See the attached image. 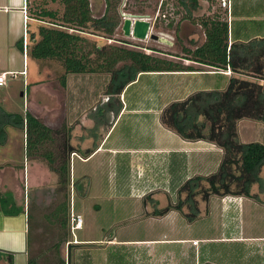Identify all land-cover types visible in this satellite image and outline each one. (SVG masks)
Instances as JSON below:
<instances>
[{
  "label": "rangeland",
  "instance_id": "rangeland-1",
  "mask_svg": "<svg viewBox=\"0 0 264 264\" xmlns=\"http://www.w3.org/2000/svg\"><path fill=\"white\" fill-rule=\"evenodd\" d=\"M198 1L199 8L191 13L180 5L178 0H126L120 7L127 14L149 16L153 20V33L167 38L173 46L150 39L138 41L126 38L119 28L112 39L102 37L95 30H92L94 35L87 37L99 45L113 44L116 47H127L178 61L174 55H183L182 47L194 49L205 42L204 29L200 24L203 17L219 15L229 19V13L222 7V0ZM233 3L235 6L239 3L238 6L241 7L246 5L247 8L252 5L253 14L264 15V0H232V10ZM53 5L51 7L59 9L57 4ZM187 13H190L194 20L184 19ZM249 28L264 29V21L252 23ZM22 38L23 35L20 39ZM117 40H127L131 44L125 46ZM22 41L23 39L15 45L22 59L19 58L16 65L11 64L16 70H20V66L23 67V57L26 54L21 49ZM4 49L6 42L2 40L0 52ZM153 49L160 52L156 53ZM181 63L198 67L203 70L200 72L204 73L216 71L187 63V60ZM40 65L41 68L48 69L49 78L39 89L31 92L28 110L21 96L25 91L24 76L11 77L9 84L0 88V104L7 111L21 115H24L25 111L31 112L39 117L43 124L51 125L52 131L56 132L55 142H49L35 152L32 157L34 160L47 165L48 162L41 154L46 150L59 153L62 141L68 134L71 145L77 150L78 145L87 136V139L91 138V131L95 127L103 124L110 133L103 143L105 150L99 154L88 159L84 157L90 150L85 142L81 146L84 150L82 153L85 154L82 158L73 157L75 152L71 154L73 188L70 189L69 236L66 239L69 242L63 240L66 231L51 217L52 212L64 201L67 190L61 187L59 176L48 169L46 172L51 176L34 187V190L37 188L40 191H33L27 181L19 188L18 183H12L14 181L7 173L3 176L0 172V194H11L13 197L15 195L20 199V203L29 205L30 212L34 214L31 224L30 261L37 259L36 264H58L59 259L68 262V244L72 243L75 245L72 248L73 264H156V252L170 254L176 252L177 248L160 240L184 238L185 234L193 231L192 229V238L199 239L202 235L200 231L206 229L205 222L200 218L191 221L180 212L166 217H144L143 199L146 195L157 193V207L163 208L170 200L177 198L178 190L187 180L201 176L195 175L194 170H203L206 172L203 173L205 176L218 171L224 156L223 150L222 153L215 150L202 155L191 154L188 160H180L173 154L158 152L157 146L162 144L159 140L165 141L164 143L170 141L169 134H162L164 130L158 134V123L163 110L170 103L185 100L195 92L215 90L214 88L220 85L221 77L153 76L154 73H141L122 94H112L118 84L111 85L113 78L110 74H71L67 77V85L64 86V69L60 63L40 61ZM3 66L0 64V67ZM228 72L230 73L231 69ZM105 108L108 112H111L108 108H112L111 114L107 115ZM238 131L241 141L264 142V122L261 120L242 119L238 122ZM7 135L9 146H0V169L15 164L10 157L17 161L21 157V150L22 153L27 151L23 144L25 132L9 128ZM102 135L105 137L106 131ZM74 138L75 141L72 142ZM6 148L9 149V156ZM201 157L203 162L207 161V166L203 165ZM19 162L20 160L16 163ZM184 171L189 175V179L181 185ZM29 179L31 182L32 176ZM76 184L79 185L77 189ZM182 197L185 198L186 195ZM197 198L200 199L201 196ZM155 206L149 209L153 211ZM72 211L84 218L83 228L77 230L74 235L71 232ZM112 235L118 241L114 245H110L111 242L106 240V237ZM96 241L101 243L96 244ZM123 241L130 243L122 246L120 243ZM57 244H60L59 248H56ZM191 246L192 244L184 245L188 248Z\"/></svg>",
  "mask_w": 264,
  "mask_h": 264
},
{
  "label": "trees",
  "instance_id": "trees-1",
  "mask_svg": "<svg viewBox=\"0 0 264 264\" xmlns=\"http://www.w3.org/2000/svg\"><path fill=\"white\" fill-rule=\"evenodd\" d=\"M178 3L190 13L199 8L198 0H178ZM50 4H57L59 9H54ZM107 4L111 6V0ZM27 12L29 18L42 23L36 33L29 35L28 54L37 61L60 63L64 69V86L71 74L106 73L112 75L111 85L118 84L112 94H122L141 73L203 71L181 63L185 60L216 70L231 69L232 76L225 89L195 92L185 100L170 103L161 114L162 125L183 140L206 141L221 148L224 156L218 171L187 180L178 190L177 198L170 200L163 208L157 207V193L146 195L143 199L144 217H164L177 211L194 221L200 216L199 203H207L212 197H248L261 201L252 192V186L261 180L264 144L243 143L238 122L247 118L264 122V39L230 41V24L226 17H203L200 24L204 29L205 42L194 49L182 47L183 55H174V58L179 59L175 61L113 44L99 46L96 41L89 40L87 35L95 34L92 30L112 39L120 24L116 13L111 17L94 18L90 0H28ZM190 13L184 19L194 20ZM117 41L125 46L131 44L127 40ZM153 51L160 52L157 49ZM0 124V133L5 132L7 126L16 129L26 126L27 152L30 156H34L49 142H55L56 132L30 112L26 115L8 113L0 105ZM62 142V146L58 144L61 146L59 153L46 150L41 155L59 176L61 187L67 189L64 201L51 214L55 223L66 231L63 239L66 240L69 236L70 189L73 188L71 154L76 149L71 145L69 134ZM198 196L201 198L198 199ZM0 201L2 210L8 215L24 212L23 208L16 206L11 194L1 195ZM153 206L156 209L151 211L149 208ZM114 238L112 235L106 240L113 241ZM59 246L57 244L56 248ZM3 256L6 255L0 253V258ZM36 261L34 259L31 263L36 264ZM58 264L68 262L59 259Z\"/></svg>",
  "mask_w": 264,
  "mask_h": 264
},
{
  "label": "crops",
  "instance_id": "crops-1",
  "mask_svg": "<svg viewBox=\"0 0 264 264\" xmlns=\"http://www.w3.org/2000/svg\"><path fill=\"white\" fill-rule=\"evenodd\" d=\"M27 1L28 0H0V44L2 40L3 42H6V49H4L2 53L0 52L2 60L0 64L7 67H0V72L13 71L20 73L25 70V63L29 60L28 73L26 77L24 76L25 81L28 83L29 80L35 76L37 67L36 61L32 60L33 58L30 59L31 57L29 56L28 51L27 55L24 54L23 67L20 66V70H16L14 66L11 65H16L18 59H22L19 51H16L17 48L15 45L19 44L24 37L27 36V38H29L31 33H36L39 26L42 25L41 22L28 17ZM238 4L239 3L235 6L233 3L231 19H228L231 32L230 41L235 40L238 42H245L250 39H264V29L258 28L252 30L249 28L252 23L258 22L259 20L264 21V15L253 14L252 5L247 8L246 5L241 7L238 6ZM51 6L54 5L52 4ZM254 9L257 8L254 7ZM22 35L23 38L20 39ZM28 45L30 46V40L28 41ZM23 53H25L24 50ZM188 62L199 66V63L197 62L187 60V63ZM208 68L216 70L212 67ZM227 70L228 69L216 70L211 73L177 72L162 74L154 73L152 75H172L177 77L199 75L220 76V85L214 89L223 90L227 87L228 79L232 76L231 72H224ZM207 89L213 90L212 88ZM187 93H189L188 90ZM108 109L112 112V108ZM104 112H107V115L111 114L106 108L104 109ZM158 124V127L160 128L158 129V134L160 135V132L164 130L162 131V134H169L168 136L170 137V141H167L166 143H164L165 141L159 140L162 144L157 146L158 152L163 151L166 154H173L178 156L177 158L180 160H186V158L188 160V157L191 154L202 155L215 150L222 153V149L212 143L206 141L190 142L183 140L174 132L166 129L161 123V118L160 123ZM101 129L102 133L106 131L105 137H103ZM91 133L90 139H87V136L82 141V143L85 142V144L90 147V150L87 151V156H84L87 159L105 150L103 143L110 132L108 128H104L103 124H101L99 127L92 129ZM74 141L75 138L72 139V142ZM242 142L246 143L244 140H242ZM82 143L78 145V148L75 151V153L78 154V157L81 158L82 155H85L82 153L84 151L81 147L84 145ZM262 144H264V142ZM202 163L204 166H207V161H202ZM33 165L35 168H37V165L43 167V162L33 160ZM203 173L206 172H203V170H200L199 168L194 170L195 175L205 176L206 174L204 175ZM49 176L51 175L47 172L42 173L41 171H36V174L32 176L31 182L28 181V183H30V189L33 191H40L37 188L34 190V187L41 184L42 180H48ZM54 176H52V178ZM183 176L184 177L180 175L183 179L180 181L181 185L185 180L189 179V175L186 174V171H184ZM76 186L75 189H77ZM252 192L258 196L261 200L260 202L248 197L227 196L212 197L207 203H199L200 216L197 219L200 218L201 221H204L206 228L203 232L200 231L202 234L201 237L199 239L192 238L194 237V229L191 227L193 231L187 233L188 235L185 234L186 236L184 238L160 240V242H168L171 246L175 245L177 248L176 252L173 251L170 252V254L156 252V264H264V167L261 171V180L252 186ZM14 200L16 206L23 208L24 212L19 215H8L4 213L2 208H0V253L6 255L0 258V264H32V260L30 261L32 244L31 224L34 214L30 212L29 205L27 206L24 202L20 203V199L15 195ZM176 213L177 211H172L166 216ZM100 241H96V244H100ZM110 242V245H114L118 241L114 238V240ZM195 242H198V244L194 245ZM127 243L130 242L123 241L120 244L125 246ZM191 244L192 246L189 248L184 247V245ZM10 257H12V260H10Z\"/></svg>",
  "mask_w": 264,
  "mask_h": 264
},
{
  "label": "flooded vegetation",
  "instance_id": "flooded-vegetation-1",
  "mask_svg": "<svg viewBox=\"0 0 264 264\" xmlns=\"http://www.w3.org/2000/svg\"><path fill=\"white\" fill-rule=\"evenodd\" d=\"M90 1H91L92 14H93L94 18L102 19V18H105V17H111V16L114 15V13H116L119 16V18H120V24L118 25V28H119V26L121 25V22L123 20V14H126L125 12H123V10L120 9V7L125 4L126 0H120L118 3L117 2L115 3L116 0H111V6H109V7H108V4H107L108 0H90ZM183 1L187 2V0H183ZM113 2H114V4H113ZM130 15H132V14H130ZM118 28H116L115 32L118 30ZM27 41H29V38H27ZM22 42H23V50H24V39H23ZM99 46H104V45H99ZM27 51H28V47H27ZM26 54H27V52H26ZM32 60L36 61V65H37L35 76L32 77L31 80H29L28 83L25 81V91L21 93V96L25 100V108H27V110H28V103L31 102L30 101L31 98L29 99V96H30L31 92L33 93L37 89H39L42 86V84L44 82H46V80L49 78L48 69L46 67L41 68L40 61L38 62L35 59H32ZM28 61L25 63V70H26L27 73H28ZM8 84H9V82H8ZM3 109L6 112L11 113V112L7 111L4 107H3ZM27 112L28 111H25L24 115H26ZM9 128H13V129L16 130V128H14L12 126H7L5 128V132H1L0 133V146L1 147L2 146H9L7 144L8 143V139H9L8 135H7V130ZM17 130H21V131L25 132V143H23V144H24V147H26V149H27L26 126H23L22 129H17ZM10 145H11V143H10ZM8 151H9V149H7V151H6L7 154H8ZM8 156H9V154H8ZM21 157H23V158H21ZM21 157H19V160H20L19 164L16 163L19 160H17V161L15 160L14 161L13 160L14 157H12V158L10 157V159L15 164H12L13 163L12 162L11 163L12 165H9V166H6V167L0 169V172L3 173V176H4V174L7 173L9 175L10 179H12V181H14L12 183H14V184L18 183V187L19 188L23 187L24 181H27V183H28V180H30L29 177H31L34 174H36V171H41L42 173H44V172L46 173V171L48 169L50 171H52L51 168L49 167V164L47 163V165H46L44 162H43V167H40V166L37 165L36 166L37 168H35V166L33 165V160H34L32 158L33 156H30L27 151L22 153V150H21Z\"/></svg>",
  "mask_w": 264,
  "mask_h": 264
},
{
  "label": "water",
  "instance_id": "water-1",
  "mask_svg": "<svg viewBox=\"0 0 264 264\" xmlns=\"http://www.w3.org/2000/svg\"><path fill=\"white\" fill-rule=\"evenodd\" d=\"M119 29L121 30L122 35L126 38H132L138 41H146L150 39L168 46H173V43L167 38L153 33V20L149 16L123 14V20L119 26ZM35 117L39 119V117ZM44 125L50 130H53L51 125L46 123ZM74 246L75 245L72 243L68 244V264H71L72 248Z\"/></svg>",
  "mask_w": 264,
  "mask_h": 264
},
{
  "label": "built area",
  "instance_id": "built-area-1",
  "mask_svg": "<svg viewBox=\"0 0 264 264\" xmlns=\"http://www.w3.org/2000/svg\"><path fill=\"white\" fill-rule=\"evenodd\" d=\"M222 7L225 9L227 13H229V20L231 19L232 15V0H222ZM27 47H28V41L27 37H24V51L25 53L27 52ZM230 68H228L227 71H224L226 73H229ZM17 75H23L26 76L27 72L26 70L18 73V72H13V71H7V72H0V88L6 87L8 85L9 79L16 78ZM74 156H78V154L74 153ZM84 159V158H83ZM84 225V218L82 215L74 213L72 211L71 213V232L74 235L77 230H81ZM198 242H195L194 245H197Z\"/></svg>",
  "mask_w": 264,
  "mask_h": 264
},
{
  "label": "bare ground",
  "instance_id": "bare-ground-1",
  "mask_svg": "<svg viewBox=\"0 0 264 264\" xmlns=\"http://www.w3.org/2000/svg\"><path fill=\"white\" fill-rule=\"evenodd\" d=\"M124 15H127V13L126 14H124ZM129 15V14H128Z\"/></svg>",
  "mask_w": 264,
  "mask_h": 264
}]
</instances>
